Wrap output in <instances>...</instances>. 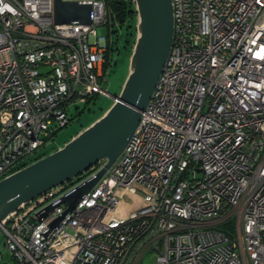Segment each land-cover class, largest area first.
Returning a JSON list of instances; mask_svg holds the SVG:
<instances>
[{
    "label": "built area",
    "instance_id": "built-area-1",
    "mask_svg": "<svg viewBox=\"0 0 264 264\" xmlns=\"http://www.w3.org/2000/svg\"><path fill=\"white\" fill-rule=\"evenodd\" d=\"M61 1L89 4L91 23L55 24L53 0H0V181L52 147L72 108L108 96L105 2ZM171 3L170 53L132 139L59 223L65 206L46 208L103 163L0 225L11 264H264V0ZM127 194L142 205L122 215Z\"/></svg>",
    "mask_w": 264,
    "mask_h": 264
},
{
    "label": "water",
    "instance_id": "water-1",
    "mask_svg": "<svg viewBox=\"0 0 264 264\" xmlns=\"http://www.w3.org/2000/svg\"><path fill=\"white\" fill-rule=\"evenodd\" d=\"M133 3L136 35L120 92L108 94L112 105L63 147L0 181V225L21 206L103 163L93 176L46 208L49 211L65 206L55 222L59 223L106 174L132 139L168 59L173 39L171 0H133ZM91 14L89 4L53 0L55 24L87 25L91 23Z\"/></svg>",
    "mask_w": 264,
    "mask_h": 264
},
{
    "label": "rangeland",
    "instance_id": "rangeland-1",
    "mask_svg": "<svg viewBox=\"0 0 264 264\" xmlns=\"http://www.w3.org/2000/svg\"><path fill=\"white\" fill-rule=\"evenodd\" d=\"M111 28L109 25L101 26L96 29V35L98 38L109 37ZM121 43V42H120ZM117 45H114L113 58L111 62L113 64L109 72L106 73L104 81L101 82L102 90L108 92L109 95H116L120 92L121 86L126 79L128 69H129V58L131 52L122 48L121 44H118V48L121 51L116 52ZM117 53V54H116ZM99 95L94 100H92L87 106H81L79 111L83 110L80 116H77V112L72 108L70 110V115L74 118L68 124L67 127L60 129L55 137L52 147L59 149L63 147L67 142H69L74 136H76L80 131L89 127L94 123L101 114L106 111L113 103L110 96ZM48 155L55 152L52 149H48ZM59 191L60 187L55 188ZM123 202L132 203L133 200L129 197H124ZM4 235L0 232V264H11V255L4 246ZM156 253L148 252L141 260L140 264H155Z\"/></svg>",
    "mask_w": 264,
    "mask_h": 264
},
{
    "label": "trees",
    "instance_id": "trees-1",
    "mask_svg": "<svg viewBox=\"0 0 264 264\" xmlns=\"http://www.w3.org/2000/svg\"><path fill=\"white\" fill-rule=\"evenodd\" d=\"M104 2L108 13L107 25H109V27L111 28L109 37L107 38L108 45H110L111 42H114V45H117L115 51L118 53L119 51H121L120 48H118L119 47L118 44H121L122 48H124L125 50H129L131 52L136 35V11L133 0H104ZM109 68H110V64L104 63L105 75L109 71ZM82 112L83 110L81 111V113ZM81 113L80 111H78L77 116H80ZM73 118L74 116L72 117V120ZM50 149H52L53 151L57 150L54 147H51ZM46 155H48V152L38 155V157H36L35 160H39ZM87 176L88 174H83L82 176L72 180L71 182L63 186L64 188L69 189L71 188V186L77 184L79 181H81ZM220 230L223 231V228L221 227ZM228 231L229 232L232 231V225L228 227Z\"/></svg>",
    "mask_w": 264,
    "mask_h": 264
},
{
    "label": "crops",
    "instance_id": "crops-1",
    "mask_svg": "<svg viewBox=\"0 0 264 264\" xmlns=\"http://www.w3.org/2000/svg\"><path fill=\"white\" fill-rule=\"evenodd\" d=\"M126 197L131 198L133 202L131 204L126 202L121 203V207L119 210L122 215H127L142 205L141 199L136 195L127 194Z\"/></svg>",
    "mask_w": 264,
    "mask_h": 264
},
{
    "label": "flooded vegetation",
    "instance_id": "flooded-vegetation-1",
    "mask_svg": "<svg viewBox=\"0 0 264 264\" xmlns=\"http://www.w3.org/2000/svg\"><path fill=\"white\" fill-rule=\"evenodd\" d=\"M113 43V45H112ZM114 49V42H111L110 45H107L106 47V52H105V63H109L110 64V68H109V71L110 69L112 68L113 64L111 62V59L113 58V52L112 50ZM108 71V72H109Z\"/></svg>",
    "mask_w": 264,
    "mask_h": 264
}]
</instances>
